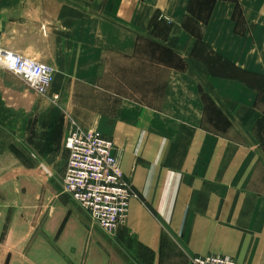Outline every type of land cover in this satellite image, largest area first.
Instances as JSON below:
<instances>
[{
	"label": "crops",
	"instance_id": "1",
	"mask_svg": "<svg viewBox=\"0 0 264 264\" xmlns=\"http://www.w3.org/2000/svg\"><path fill=\"white\" fill-rule=\"evenodd\" d=\"M0 36L55 68L59 96L22 109L0 71V181L19 170L15 139L54 163L68 109L91 106L73 84L91 85L121 109L106 137L135 194L117 230L137 243L133 260L264 264V0H0ZM165 53L185 67L165 66Z\"/></svg>",
	"mask_w": 264,
	"mask_h": 264
},
{
	"label": "rangeland",
	"instance_id": "2",
	"mask_svg": "<svg viewBox=\"0 0 264 264\" xmlns=\"http://www.w3.org/2000/svg\"><path fill=\"white\" fill-rule=\"evenodd\" d=\"M163 60L167 67H185L183 62L176 64L175 59L166 53ZM159 61L160 56L158 64ZM166 79V76L162 77V82L165 83ZM4 81L9 88L7 100L12 99L13 103L19 100L18 106L22 109L35 99L33 94L48 98L38 95L22 78L11 73H4ZM134 86L138 88L140 82L136 81ZM73 87L75 102L91 106L68 109L67 135L63 147L55 153L54 163L48 165L39 158L33 140L20 138L12 141L11 150L19 156V170L14 164L13 174L8 173L11 178L0 181V264H140L133 260L138 248L133 239L121 243L117 241V232L109 235L102 231L66 192L63 182L68 156L66 139L73 124L107 136L105 119L109 115L118 116L121 110L111 106L109 99L114 97L107 91H92L91 85L80 83L73 84ZM93 116H101L100 127L93 128L89 124ZM7 165L8 169L11 168L10 163ZM127 183L131 187V183ZM126 222L120 226L125 227ZM166 247L173 249V243L167 241Z\"/></svg>",
	"mask_w": 264,
	"mask_h": 264
},
{
	"label": "built area",
	"instance_id": "3",
	"mask_svg": "<svg viewBox=\"0 0 264 264\" xmlns=\"http://www.w3.org/2000/svg\"><path fill=\"white\" fill-rule=\"evenodd\" d=\"M1 40V36H0ZM0 71L22 78L38 95H52L55 68L0 46ZM68 159L64 174L66 192L102 231L114 235L127 221L134 196L125 180L114 141L94 129L73 124L66 139ZM190 264H237L223 255H197Z\"/></svg>",
	"mask_w": 264,
	"mask_h": 264
}]
</instances>
